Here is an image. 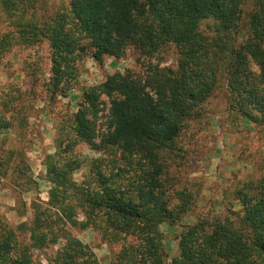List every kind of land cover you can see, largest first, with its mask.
I'll return each instance as SVG.
<instances>
[{
	"label": "trees",
	"instance_id": "obj_1",
	"mask_svg": "<svg viewBox=\"0 0 264 264\" xmlns=\"http://www.w3.org/2000/svg\"><path fill=\"white\" fill-rule=\"evenodd\" d=\"M244 1L69 0L44 14L37 0H0V22L10 19L8 29L0 27V61L15 45L47 41L48 86L55 95L76 80L85 56L101 63L132 47L152 57L168 45L178 55L175 69L150 61L143 74L114 71L84 88L67 146L117 151L118 164L92 160L81 183L71 178L77 160L49 164L48 200L31 202V219L13 226L0 215V264H99L70 231L75 227L122 239L113 264H264V177L235 188L238 211L184 225L170 261L159 228L180 221L194 202L190 191L172 188L163 177L180 131L200 116L222 78L244 118L264 125V0H253L238 41ZM207 21L210 32L200 28ZM250 61L257 74L249 71ZM106 104L101 128L97 120ZM4 118L0 127L6 129ZM12 152L0 157V178L8 174ZM56 244L46 263L33 260V250Z\"/></svg>",
	"mask_w": 264,
	"mask_h": 264
},
{
	"label": "rangeland",
	"instance_id": "obj_2",
	"mask_svg": "<svg viewBox=\"0 0 264 264\" xmlns=\"http://www.w3.org/2000/svg\"><path fill=\"white\" fill-rule=\"evenodd\" d=\"M68 2L37 0V11L52 14L66 7ZM252 3L253 0H245L242 5L238 41L243 39ZM9 21L0 22V27L8 29ZM210 22L202 23L200 28L210 32L207 27ZM177 56L173 45L162 48L152 57L141 56L132 47L120 58L106 56L101 63L85 56L79 62L76 80L69 89L55 95L48 86L50 50L47 41L15 45L0 61V117L4 116L9 122L8 128L0 127V157L7 159L13 150L8 174L0 178V215L13 226L31 219V202L48 200L50 183L46 172L51 163L77 160L78 165L71 173L77 183L86 180L89 163L96 158H102L109 168L118 164L115 162L119 157L117 151L93 150L82 142L72 148L67 146L74 136L71 115L82 91L99 84L114 71L143 74V65L150 61L175 69ZM249 71L257 74V66L252 61ZM235 103L228 80L222 78L202 105L200 116L188 120L175 141L163 178L172 188H186L195 199L180 221L159 225L168 261L178 253V236L184 225L198 218H220L230 210L238 211L235 188L244 181L264 177V125L246 120ZM107 105L99 112L97 123L101 128L106 122ZM119 164L122 166V161ZM70 231L95 252L99 264L116 261L122 239H106L94 228L75 227ZM57 247L56 244L33 250V260L46 263L48 255Z\"/></svg>",
	"mask_w": 264,
	"mask_h": 264
}]
</instances>
